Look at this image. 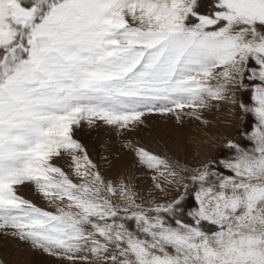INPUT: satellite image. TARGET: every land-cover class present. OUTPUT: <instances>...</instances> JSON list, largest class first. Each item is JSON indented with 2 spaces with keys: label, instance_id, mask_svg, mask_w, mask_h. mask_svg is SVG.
Segmentation results:
<instances>
[{
  "label": "snow or ice",
  "instance_id": "6c2138e0",
  "mask_svg": "<svg viewBox=\"0 0 264 264\" xmlns=\"http://www.w3.org/2000/svg\"><path fill=\"white\" fill-rule=\"evenodd\" d=\"M212 114L235 134L191 162L123 144L147 187L76 139ZM0 234L60 264H264V0H0Z\"/></svg>",
  "mask_w": 264,
  "mask_h": 264
},
{
  "label": "rangeland",
  "instance_id": "374dc122",
  "mask_svg": "<svg viewBox=\"0 0 264 264\" xmlns=\"http://www.w3.org/2000/svg\"><path fill=\"white\" fill-rule=\"evenodd\" d=\"M249 95V93L244 94L245 102H249ZM150 117H152L153 124L149 121ZM153 117L155 119H153ZM219 118L221 126H224L223 124L225 123L221 122L222 117ZM207 119L209 118L207 117ZM166 121H168V123H166L167 125L165 126L164 122ZM251 121L252 118L249 116L248 122L244 126L248 127L251 124ZM154 123L156 124L154 125ZM187 123H189L190 126H188ZM216 125L212 122L209 127L203 128L198 122L197 125H193V121L188 119H185L183 125H178L173 118L165 119L158 115H150L145 118L144 125L139 126L137 129L128 132L123 136L118 135L115 130L110 129L107 126L102 125L99 128L90 129L85 124L84 127L77 131L76 139L80 140L85 145L91 159L100 166L104 175L111 178L122 171L125 173L131 171L133 174L136 172L134 175L136 180L145 187L150 184V181L143 175L142 171L136 170L133 167V154L123 147V144L126 141L138 143L140 146L153 152L165 153L172 155L174 158L181 161L191 162L197 155V146L195 144L194 147H190L188 141L189 136L185 137V135L197 130L196 132L203 137L205 132L207 133L213 129L214 133L216 131H218L217 133H220V130H218L220 129V126L218 125L219 127L216 128L214 127ZM215 128L217 130H215ZM233 134H235V127L232 132H230V135ZM180 136H183L184 138H181ZM179 137L181 139H179ZM193 138L194 136L192 139ZM108 162L111 163V167H109ZM57 163L64 166L65 170H67L63 161H58ZM20 194L24 198L33 201L38 206H45L44 202L34 193L30 186L22 188ZM0 260H3L4 264H49L50 262H53V264H60L55 258L35 253L18 240H13L2 234H0Z\"/></svg>",
  "mask_w": 264,
  "mask_h": 264
},
{
  "label": "bare ground",
  "instance_id": "6f19581e",
  "mask_svg": "<svg viewBox=\"0 0 264 264\" xmlns=\"http://www.w3.org/2000/svg\"><path fill=\"white\" fill-rule=\"evenodd\" d=\"M208 118H209V120L210 121H212L215 125L216 124H218L219 126H220V129H218V130H220V133H217L218 131H216L215 133L213 132V130H210L209 132H207L208 133V135H215V136H223V135H230V132H232V130H233V128H234V126H232L231 128H229L226 124H223L224 126H221V124H220V122H219V119H221V118H219L220 116H218V115H215V114H212V115H208L207 116ZM219 118V119H218ZM150 120V122L153 124V122H152V117H150L149 118ZM153 119H155L154 117H153ZM154 121V120H153ZM189 122V121H188ZM166 123H168V121H166V122H164V124H165V126L167 125ZM170 123V122H169ZM185 123V122H184ZM156 123H154V125H155ZM188 124V126H190V124L189 123H187ZM193 125H197V122H195V121H193ZM218 125H216V126H214V127H219ZM175 126V125H174ZM215 128V130H217ZM168 129V128H167ZM202 129V128H201ZM194 130H196V129H194ZM198 130H199V128H198ZM176 131V130H175ZM197 131V130H196ZM191 132V133H189L188 135H185V137H187V136H189V139H188V141H189V145H190V147L192 146V147H194V145H195V143L193 142V139H192V137L194 136V137H199V138H203L202 137V135L201 134H199V133H197V132ZM202 132V131H201ZM164 134V133H163ZM177 136V135H176ZM165 137V136H164ZM172 137V136H171ZM181 138H184L183 136H180ZM179 137V139H181ZM178 138V137H177ZM173 141V140H172ZM186 145V144H185ZM173 146V145H172ZM190 152V151H189ZM179 155V154H178ZM184 155V154H183ZM184 157V156H183ZM135 174H136V172H134ZM134 174V175H135Z\"/></svg>",
  "mask_w": 264,
  "mask_h": 264
},
{
  "label": "crops",
  "instance_id": "0c3cea01",
  "mask_svg": "<svg viewBox=\"0 0 264 264\" xmlns=\"http://www.w3.org/2000/svg\"><path fill=\"white\" fill-rule=\"evenodd\" d=\"M145 187H147V185H146ZM51 263L53 264V262H50L49 264H51ZM54 264H55V263H54Z\"/></svg>",
  "mask_w": 264,
  "mask_h": 264
}]
</instances>
